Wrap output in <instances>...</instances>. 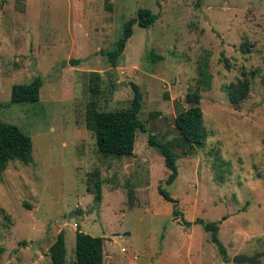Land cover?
I'll return each instance as SVG.
<instances>
[{"label":"rangeland","instance_id":"1","mask_svg":"<svg viewBox=\"0 0 264 264\" xmlns=\"http://www.w3.org/2000/svg\"><path fill=\"white\" fill-rule=\"evenodd\" d=\"M141 8L158 19L134 25L113 67L102 51ZM244 70L251 90L233 104L227 86ZM37 76L40 101L11 103L13 85ZM135 87L148 132H138L132 156L103 155L87 126L90 105L127 108ZM193 91L202 94L207 141L188 154L174 148L179 174L166 184L170 170L149 133L180 137L176 117ZM0 102V122L33 142L31 163L0 171V264H51L61 231L73 264L77 229L105 237V264H237L239 254L264 253V0H0ZM198 218L219 224L228 261Z\"/></svg>","mask_w":264,"mask_h":264},{"label":"trees","instance_id":"2","mask_svg":"<svg viewBox=\"0 0 264 264\" xmlns=\"http://www.w3.org/2000/svg\"><path fill=\"white\" fill-rule=\"evenodd\" d=\"M158 15L149 8L139 9L135 18L125 23L123 36L116 43L115 48L110 51H102L108 56L112 66L118 65V60L124 55L130 38L134 34V25L138 23L141 27L149 28L156 22ZM155 58V56H154ZM78 61V60H76ZM227 68L231 69L232 64L229 58H222ZM246 70L243 71V78L232 81L227 86L230 101L239 104L244 101L251 90V82ZM258 72L254 70L252 75ZM204 79L210 80L211 76L207 69L201 70ZM44 84L43 78L35 77L30 83H16L12 87L11 103H36L41 99V88ZM93 89V93H96ZM96 96V95H94ZM189 104L176 117V129L180 137L173 141L161 142L157 135L149 133V143L165 158V164L170 170L166 184H172L178 177L179 170L177 159L179 155L174 151L176 146L184 147V154H188L193 148L204 147L207 141V131L204 122V113L201 106L202 94L199 91L189 92L186 97ZM143 94L135 87V94L127 108H116L113 110L99 109L95 101L90 105L87 115V126L90 130H95L98 137L99 151L103 155L115 157L132 156L135 151L136 139L139 131L148 132L146 124L140 119L142 111ZM5 104L0 102V107ZM32 138L25 133L18 125L8 122H0V171L9 161H21L29 164L33 161ZM94 182V201L100 204L103 199V181L99 178L98 172ZM159 192L171 202L178 204V200L173 198L162 185L158 187ZM135 190H129V206L135 207ZM175 215H180L175 209ZM192 224V222H185ZM196 224H201L210 232L211 240L217 246L219 253L224 260H229L228 249L219 237L220 226L217 222L206 221L198 218ZM105 237L93 236L89 233L77 229L76 231V260L73 264H105L104 252ZM51 264H68L66 236L61 231L49 250Z\"/></svg>","mask_w":264,"mask_h":264},{"label":"water","instance_id":"3","mask_svg":"<svg viewBox=\"0 0 264 264\" xmlns=\"http://www.w3.org/2000/svg\"><path fill=\"white\" fill-rule=\"evenodd\" d=\"M264 253H258L254 256H247L244 254H239L234 257V263L237 264H243V263H249V264H262L260 257H262Z\"/></svg>","mask_w":264,"mask_h":264}]
</instances>
